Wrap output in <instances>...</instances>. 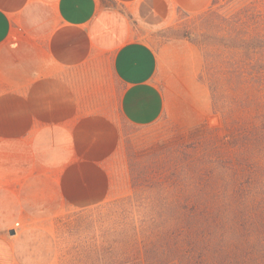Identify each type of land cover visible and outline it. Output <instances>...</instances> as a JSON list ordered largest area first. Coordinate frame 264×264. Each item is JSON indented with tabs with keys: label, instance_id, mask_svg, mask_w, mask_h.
Listing matches in <instances>:
<instances>
[{
	"label": "crops",
	"instance_id": "1",
	"mask_svg": "<svg viewBox=\"0 0 264 264\" xmlns=\"http://www.w3.org/2000/svg\"><path fill=\"white\" fill-rule=\"evenodd\" d=\"M210 2L0 0V264L43 261L24 241V215L113 196L123 126L167 110L163 71L176 54L156 49L151 31Z\"/></svg>",
	"mask_w": 264,
	"mask_h": 264
},
{
	"label": "trees",
	"instance_id": "2",
	"mask_svg": "<svg viewBox=\"0 0 264 264\" xmlns=\"http://www.w3.org/2000/svg\"><path fill=\"white\" fill-rule=\"evenodd\" d=\"M199 18L220 125L136 171L110 203L123 225L82 264H264V0H211Z\"/></svg>",
	"mask_w": 264,
	"mask_h": 264
},
{
	"label": "rangeland",
	"instance_id": "3",
	"mask_svg": "<svg viewBox=\"0 0 264 264\" xmlns=\"http://www.w3.org/2000/svg\"><path fill=\"white\" fill-rule=\"evenodd\" d=\"M204 11L197 14L179 11L166 28L151 31V43L156 49L169 44L176 54L171 55V69L163 71V74L168 72L161 84L168 100L167 110L152 125L123 126L120 152L108 166L113 196L88 208L63 207L50 213L24 215L23 225H32L25 232L24 241L27 247L35 245L34 256L43 258L31 264H82V259L94 257L92 249L102 239L99 236L110 225L124 223L121 216L113 214L110 203L131 195V178L136 171L162 156L163 151L190 141L193 130L201 125H220L219 116L213 113L208 80L203 71L205 48L194 42L195 35L206 27L199 18ZM183 34L188 37H182ZM39 209L45 208H35ZM10 216L2 214L3 224Z\"/></svg>",
	"mask_w": 264,
	"mask_h": 264
},
{
	"label": "water",
	"instance_id": "4",
	"mask_svg": "<svg viewBox=\"0 0 264 264\" xmlns=\"http://www.w3.org/2000/svg\"><path fill=\"white\" fill-rule=\"evenodd\" d=\"M13 233H14V231H13V230H11V231H10V234H13Z\"/></svg>",
	"mask_w": 264,
	"mask_h": 264
}]
</instances>
